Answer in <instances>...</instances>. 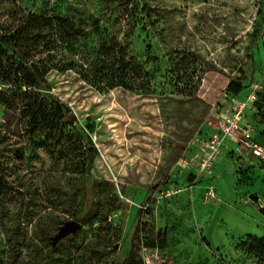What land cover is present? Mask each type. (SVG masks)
Wrapping results in <instances>:
<instances>
[{"label": "rangeland", "instance_id": "374dc122", "mask_svg": "<svg viewBox=\"0 0 264 264\" xmlns=\"http://www.w3.org/2000/svg\"><path fill=\"white\" fill-rule=\"evenodd\" d=\"M261 1H149L163 70L176 50L196 61L187 98L176 95L183 82L140 97L49 70L59 58L48 55L97 21L100 0H0L11 47L0 49V264H264L248 240L264 236V34L249 37ZM31 63L45 74L40 88L21 73ZM231 97L247 103L259 156L242 136L211 144L212 108ZM38 102L70 114L34 131L22 111ZM206 144L214 156L203 171ZM68 221L80 229L52 245Z\"/></svg>", "mask_w": 264, "mask_h": 264}, {"label": "trees", "instance_id": "16d2710c", "mask_svg": "<svg viewBox=\"0 0 264 264\" xmlns=\"http://www.w3.org/2000/svg\"><path fill=\"white\" fill-rule=\"evenodd\" d=\"M100 1V11L93 14L97 21L91 29L67 37L57 53L51 52L48 55V58H59L57 63L50 65L49 70L72 73L81 84L98 93L120 89L136 93L140 97L153 96L157 90L162 89V80H169V84L173 82L174 85L183 82L175 87L177 96L193 97L199 87L200 79L195 76L196 61L191 58V53H187L185 49L174 51L173 54L177 55V59L170 58L171 65L166 71L162 68L159 56L154 53L152 41L161 40L164 32L156 19L159 16L158 6L151 5L149 3L151 0ZM262 34H264V0L257 5L252 23L249 34L252 44L256 37ZM9 36L10 34H5L0 28V49L5 52L11 51L7 41ZM134 41H139L143 47L142 51L133 50ZM36 64L24 65L21 70L26 83L32 88H40L39 78L45 75L39 73ZM30 68H35L36 71L29 72ZM174 72L178 73L175 80L172 77ZM168 74L170 76H167ZM23 93L26 94V91ZM65 112L70 114L64 104L55 102L52 113H45V108L43 109L38 102L28 104L22 114L30 118V125L36 131L43 120L46 122V128L58 114L63 120ZM0 184L2 188L7 187L1 175ZM248 240L253 244L255 252H260L259 255L264 256V236L261 238L249 236ZM51 241L54 245L56 240Z\"/></svg>", "mask_w": 264, "mask_h": 264}, {"label": "built area", "instance_id": "2783aa9c", "mask_svg": "<svg viewBox=\"0 0 264 264\" xmlns=\"http://www.w3.org/2000/svg\"><path fill=\"white\" fill-rule=\"evenodd\" d=\"M1 91V90H0ZM229 107H213V121L209 122L211 126L212 133L210 135L211 144L215 142H220L222 145L238 143V139L242 136L248 141L246 150L247 152H252L253 154L260 155L261 150L254 143L253 135L254 131L250 129L247 124L244 123L245 108L247 103L239 98L231 97L229 98ZM205 150V151H204ZM205 157L200 164L201 170H206L210 167L208 163L213 159L214 154L212 153L213 147H208L206 144ZM207 163V164H206Z\"/></svg>", "mask_w": 264, "mask_h": 264}, {"label": "water", "instance_id": "95a60500", "mask_svg": "<svg viewBox=\"0 0 264 264\" xmlns=\"http://www.w3.org/2000/svg\"><path fill=\"white\" fill-rule=\"evenodd\" d=\"M259 213L264 216V209L259 208ZM80 229V225L74 221H68L65 223L64 227L60 228L54 240H58L60 238H64L69 234H72ZM116 248V247H115Z\"/></svg>", "mask_w": 264, "mask_h": 264}, {"label": "flooded vegetation", "instance_id": "af4514ba", "mask_svg": "<svg viewBox=\"0 0 264 264\" xmlns=\"http://www.w3.org/2000/svg\"><path fill=\"white\" fill-rule=\"evenodd\" d=\"M252 198H254V197H252ZM65 225V224H64ZM64 225L62 226V227H64ZM62 227H60V228H62ZM60 230V229H59Z\"/></svg>", "mask_w": 264, "mask_h": 264}]
</instances>
